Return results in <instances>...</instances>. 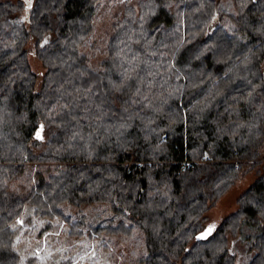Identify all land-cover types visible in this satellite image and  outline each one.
<instances>
[{
    "label": "trees",
    "instance_id": "obj_1",
    "mask_svg": "<svg viewBox=\"0 0 264 264\" xmlns=\"http://www.w3.org/2000/svg\"><path fill=\"white\" fill-rule=\"evenodd\" d=\"M31 5L0 1V264H20L28 206L41 235L58 217L71 236L129 242L130 264H236L245 222L248 264H264V0ZM92 205L116 222L89 221Z\"/></svg>",
    "mask_w": 264,
    "mask_h": 264
},
{
    "label": "rangeland",
    "instance_id": "obj_2",
    "mask_svg": "<svg viewBox=\"0 0 264 264\" xmlns=\"http://www.w3.org/2000/svg\"><path fill=\"white\" fill-rule=\"evenodd\" d=\"M10 1L17 2L18 0ZM23 1L28 5V0ZM30 63L36 73H44L45 68L41 60L32 54H30ZM262 164L264 165V163ZM258 168L262 170L260 165L242 175L216 202L215 206L207 213L208 221L205 232H208L209 228L214 231L226 216L237 209L238 198L258 178ZM83 212L91 222H116L114 214L106 206H88L83 209ZM32 214L33 209L29 206L26 207L23 215L15 223V227H18L19 230L14 248L20 254V264H130L121 253L123 250L127 251L129 242L116 243L114 240L113 243H106L102 238L88 234L81 238L71 236L69 234L71 227L58 217L53 220L55 227L41 235L40 230L45 225V221L34 218ZM28 216L33 217V221L32 219L29 221ZM246 224L244 222L239 234L229 235L230 252L236 256V264H248L254 255L249 250L248 243L250 237L254 238L256 228ZM130 252L128 251V254Z\"/></svg>",
    "mask_w": 264,
    "mask_h": 264
},
{
    "label": "snow or ice",
    "instance_id": "obj_3",
    "mask_svg": "<svg viewBox=\"0 0 264 264\" xmlns=\"http://www.w3.org/2000/svg\"><path fill=\"white\" fill-rule=\"evenodd\" d=\"M31 6H32V5H31V0H28V7L31 8ZM45 43H47V41H45ZM42 129H43V126L41 125V130H42ZM36 135H37V138H38V139H42V137H41V135H40V132H37ZM212 230H213L212 228H209V229H208V234H210V233L212 232Z\"/></svg>",
    "mask_w": 264,
    "mask_h": 264
},
{
    "label": "water",
    "instance_id": "obj_4",
    "mask_svg": "<svg viewBox=\"0 0 264 264\" xmlns=\"http://www.w3.org/2000/svg\"><path fill=\"white\" fill-rule=\"evenodd\" d=\"M27 1V0H26Z\"/></svg>",
    "mask_w": 264,
    "mask_h": 264
}]
</instances>
